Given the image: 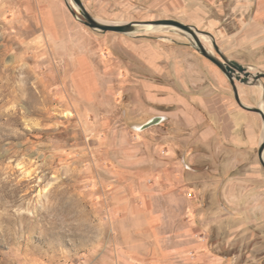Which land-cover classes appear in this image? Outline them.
Here are the masks:
<instances>
[{
	"label": "rangeland",
	"instance_id": "374dc122",
	"mask_svg": "<svg viewBox=\"0 0 264 264\" xmlns=\"http://www.w3.org/2000/svg\"><path fill=\"white\" fill-rule=\"evenodd\" d=\"M57 1L0 0V264H264L260 115L187 33ZM81 1L264 72V0ZM236 85L264 109V79Z\"/></svg>",
	"mask_w": 264,
	"mask_h": 264
},
{
	"label": "water",
	"instance_id": "95a60500",
	"mask_svg": "<svg viewBox=\"0 0 264 264\" xmlns=\"http://www.w3.org/2000/svg\"><path fill=\"white\" fill-rule=\"evenodd\" d=\"M72 1L74 5L66 1V5L68 9L76 18L80 19L82 23H84L85 25L89 26L92 29L101 30V31H115L119 33L128 34V33L144 31L158 26H168L187 33L188 35L191 36L192 45L195 47V49L201 55L208 58L215 65H217L220 68V70L226 75L232 86L233 94L238 105L245 110L258 113L264 125V109L261 106H248L244 104L239 97L238 88L236 85V80L248 85L256 84L257 82H259V80L264 79V72L259 71L256 73H251L250 71H247L246 66L226 56L214 41H213V45L219 56L213 55L210 52V50L202 44L199 37L200 34L202 35L205 34L212 37V35L209 32L199 30L192 25L170 18L149 20V21H130L127 23H105L97 20L94 16H92L88 12V10L86 9V7L84 6L81 0H72ZM78 12L82 15L83 18H80L78 16ZM162 120H164L163 116H154L144 126L157 124L160 123ZM258 158L261 165L264 167V137L260 141L258 147Z\"/></svg>",
	"mask_w": 264,
	"mask_h": 264
},
{
	"label": "crops",
	"instance_id": "0c3cea01",
	"mask_svg": "<svg viewBox=\"0 0 264 264\" xmlns=\"http://www.w3.org/2000/svg\"><path fill=\"white\" fill-rule=\"evenodd\" d=\"M55 5L59 6L57 0H55ZM58 12H60V8H58ZM58 18H59V13H56V11H48V12H46L43 21H45L48 24L49 23H54V24L56 23L57 24L59 22ZM169 100H172V99L169 97H161L158 102H159V104H165L167 102H170ZM213 100H214V98L202 99V103L207 106L209 104H212Z\"/></svg>",
	"mask_w": 264,
	"mask_h": 264
},
{
	"label": "bare ground",
	"instance_id": "6f19581e",
	"mask_svg": "<svg viewBox=\"0 0 264 264\" xmlns=\"http://www.w3.org/2000/svg\"><path fill=\"white\" fill-rule=\"evenodd\" d=\"M69 2V1H68ZM200 38H206V36L205 35H202V34H200V36H199ZM247 71H250L251 72V70H250V68L249 67H247ZM251 73H254V72H251Z\"/></svg>",
	"mask_w": 264,
	"mask_h": 264
}]
</instances>
